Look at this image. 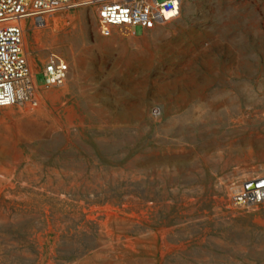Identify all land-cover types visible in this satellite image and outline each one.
Here are the masks:
<instances>
[{
  "label": "rangeland",
  "instance_id": "374dc122",
  "mask_svg": "<svg viewBox=\"0 0 264 264\" xmlns=\"http://www.w3.org/2000/svg\"><path fill=\"white\" fill-rule=\"evenodd\" d=\"M24 45L34 71L55 51L69 73L36 105L0 109V192L42 182L85 199L100 246L67 264H155L212 240L189 235L212 233L193 215L222 208L264 225V202L229 204L264 177V0H181L169 21L106 36L82 6L27 23ZM39 242V264H56Z\"/></svg>",
  "mask_w": 264,
  "mask_h": 264
},
{
  "label": "trees",
  "instance_id": "16d2710c",
  "mask_svg": "<svg viewBox=\"0 0 264 264\" xmlns=\"http://www.w3.org/2000/svg\"><path fill=\"white\" fill-rule=\"evenodd\" d=\"M80 200L85 199L70 190L53 191L52 187H43L42 182L28 187L16 183L13 188L2 190L0 264H39V235L54 243L56 264H67L98 249L99 224L78 209ZM117 201L128 208L139 203L133 196ZM193 216L203 218L202 223L208 224L212 233L200 230L189 235L213 239L191 243L165 256L157 254L155 264H264V225L224 208Z\"/></svg>",
  "mask_w": 264,
  "mask_h": 264
},
{
  "label": "built area",
  "instance_id": "2783aa9c",
  "mask_svg": "<svg viewBox=\"0 0 264 264\" xmlns=\"http://www.w3.org/2000/svg\"><path fill=\"white\" fill-rule=\"evenodd\" d=\"M180 5L181 0H0V109L13 104L36 105L39 87L61 86L68 77L69 64L55 51L47 54L40 71L33 70L24 45L27 23L45 27L57 13L92 6L101 35H109L115 27L134 34L137 27L151 29L177 17ZM37 73L42 74L41 84ZM262 202L264 177L230 188L229 204L234 207Z\"/></svg>",
  "mask_w": 264,
  "mask_h": 264
}]
</instances>
